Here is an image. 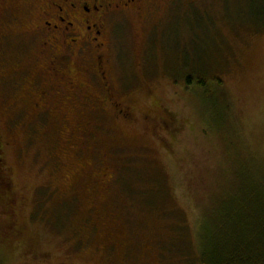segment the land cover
Here are the masks:
<instances>
[{"label": "rangeland", "instance_id": "374dc122", "mask_svg": "<svg viewBox=\"0 0 264 264\" xmlns=\"http://www.w3.org/2000/svg\"><path fill=\"white\" fill-rule=\"evenodd\" d=\"M161 4L126 18L107 50L110 93L130 113L121 119L100 107L92 72L78 80L87 102L56 93L39 43L21 41L26 0H10L18 19L4 27L14 44L0 48L2 264H183L173 251L184 236L198 251L200 205L233 186L234 171L264 169V0ZM197 77L222 101L215 124Z\"/></svg>", "mask_w": 264, "mask_h": 264}, {"label": "flooded vegetation", "instance_id": "af4514ba", "mask_svg": "<svg viewBox=\"0 0 264 264\" xmlns=\"http://www.w3.org/2000/svg\"><path fill=\"white\" fill-rule=\"evenodd\" d=\"M167 0H26L28 11L25 13L29 29L26 39L39 43L42 61L48 60L44 66L50 76L57 79L54 89L63 94L70 103L79 100L87 102L82 87L78 84L81 77L91 74L101 79L103 84L102 98H99L102 110H113L117 118H129V111L120 109V104L110 93L107 81L106 53L114 40L115 32L126 18L133 14L141 15L146 8ZM163 7V4H161ZM10 0H0V48L12 44V39L4 32L6 25L18 18L10 14ZM89 54L94 63L86 67L88 61H83V55ZM69 58L76 59V64L68 68L65 64ZM92 70V71H91ZM60 79V80H59ZM102 88V89H103ZM45 94V93H43ZM65 94V95H64ZM46 98L43 100L45 102ZM45 104V103H44ZM45 105H48L47 103ZM44 106V105H43ZM106 107V108H105ZM95 111V110H93ZM85 123V122H84ZM84 123L81 122L82 125ZM89 126V121H86ZM0 153L3 144L0 143ZM6 175V173L4 174Z\"/></svg>", "mask_w": 264, "mask_h": 264}, {"label": "trees", "instance_id": "16d2710c", "mask_svg": "<svg viewBox=\"0 0 264 264\" xmlns=\"http://www.w3.org/2000/svg\"><path fill=\"white\" fill-rule=\"evenodd\" d=\"M258 12H262L259 17H264V10ZM193 78L195 77L191 75L185 78L188 87L193 84ZM196 79L198 90L201 91L200 100H204L202 102L208 109L211 123L221 121L218 103L221 99L208 91L206 77ZM234 172L233 186L222 188L210 200L198 204H201L202 210L198 251L190 252L184 248L186 236L179 248L173 251L184 259L183 264H264V169L251 168L242 173L240 170ZM1 184L5 188L3 171L0 172V187ZM2 191L0 190L1 193ZM138 196L140 197L139 191ZM139 204L146 205L143 199ZM150 205L146 209L154 208V204ZM61 206L69 209L66 213L68 222L76 206L72 203ZM59 207L54 206L53 210L56 211Z\"/></svg>", "mask_w": 264, "mask_h": 264}]
</instances>
